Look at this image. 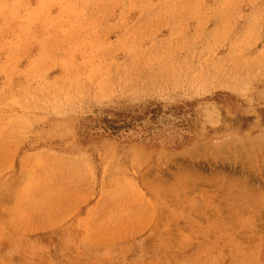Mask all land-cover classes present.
<instances>
[{"label": "rangeland", "instance_id": "1", "mask_svg": "<svg viewBox=\"0 0 264 264\" xmlns=\"http://www.w3.org/2000/svg\"><path fill=\"white\" fill-rule=\"evenodd\" d=\"M0 264H264V0H0Z\"/></svg>", "mask_w": 264, "mask_h": 264}]
</instances>
